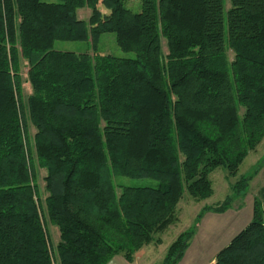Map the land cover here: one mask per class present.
Returning <instances> with one entry per match:
<instances>
[{"label":"trees","instance_id":"16d2710c","mask_svg":"<svg viewBox=\"0 0 264 264\" xmlns=\"http://www.w3.org/2000/svg\"><path fill=\"white\" fill-rule=\"evenodd\" d=\"M106 33L134 55L100 53ZM57 41L91 42L93 54ZM263 138L264 0H141L138 11L126 0H0V264L132 261L163 242L186 193L212 196L210 174L224 166L237 175ZM35 162L48 171L45 208ZM117 176L159 185L123 186ZM251 178L233 185L236 195ZM260 192L251 221L213 264H264ZM230 203L206 206L197 223ZM47 219L60 231L55 248ZM195 231L179 235L161 264H178Z\"/></svg>","mask_w":264,"mask_h":264},{"label":"rangeland","instance_id":"374dc122","mask_svg":"<svg viewBox=\"0 0 264 264\" xmlns=\"http://www.w3.org/2000/svg\"><path fill=\"white\" fill-rule=\"evenodd\" d=\"M129 7L138 11L141 6V0H126ZM226 7L230 8V3L227 1ZM100 9L108 16L110 11L100 4ZM91 15L89 8L80 9L79 16L81 19L87 20ZM91 42L88 41H57L55 46L61 50H70L76 52H89L93 54L91 49ZM164 54L168 53V47L166 40L162 41ZM98 51L102 54H114L121 57L133 56V52L123 51L116 40L114 33L103 34L97 43ZM228 56L232 60L234 57V51L229 50ZM22 77H23V99L27 104L28 98L33 93L32 85L28 76V63L26 60H22ZM28 135L31 142L34 144V135L37 131L36 127L29 120L28 109ZM244 109L241 110L243 114ZM36 160V153H35ZM37 161V160H36ZM35 169L37 173L36 183L38 192L41 197L43 207L45 208V200L49 195L46 190L45 177L48 174L47 169L41 168L35 162ZM251 176V180L248 182V188L238 192V195L233 191V185L242 176ZM210 178L213 182L214 193L207 199L195 200L188 193L180 201L177 208L178 221L171 225L164 233L159 234L164 241L165 246H169L173 241L177 239L185 231H192L195 229V235L191 242L194 241V249H199L205 246H213L215 250H220L225 247L231 240V237L238 234L253 217V209L255 201L262 200L261 189L264 186V138L257 145L256 149L251 150L243 163L239 167V172L235 176L229 175L227 169L221 166L214 170L210 174ZM117 183L123 186H158L159 181L150 178H132L128 176H117ZM228 197L231 199L229 209L224 213H216L214 211H207L202 220L197 223V217L206 206L215 207L224 203ZM227 215V221L215 222L213 217H224ZM235 215L239 216L238 218ZM246 221V223H244ZM244 223V225H242ZM220 224V226H219ZM240 224V225H239ZM47 226L49 231V237L54 248L60 242V231L58 226L54 225L47 219ZM244 226V227H243ZM240 230V231H239ZM158 235V236H159ZM162 247H158L159 250L157 257H155L154 264H161L163 254ZM213 258V257H212ZM212 262V260L210 261ZM213 264V263H212Z\"/></svg>","mask_w":264,"mask_h":264},{"label":"crops","instance_id":"0c3cea01","mask_svg":"<svg viewBox=\"0 0 264 264\" xmlns=\"http://www.w3.org/2000/svg\"><path fill=\"white\" fill-rule=\"evenodd\" d=\"M79 13H80V10H79ZM235 217L238 218L239 216L235 215ZM227 218H228L227 215H224V217H213V219L217 223H220L221 221H227L228 220ZM244 223H246V221ZM244 223L242 225H244ZM233 237H231V239ZM162 246H164L163 248L165 249H163V251H160V253H164L163 258H162L164 259L166 251L168 249V245L165 246L164 241H163L161 244H158V245L155 243L145 245L144 247H142L141 249L135 252L134 259L132 261H128L124 257L123 254H118L114 256L113 259L108 264H154V261H155L154 259L155 257H157V254L159 252L158 249ZM212 247L213 246L210 245V246H205L199 249H196V248L194 249V241H193L191 242L189 248L186 250L184 257L178 264H212L215 262L216 254L219 251V250H215ZM211 260L212 262H210Z\"/></svg>","mask_w":264,"mask_h":264}]
</instances>
